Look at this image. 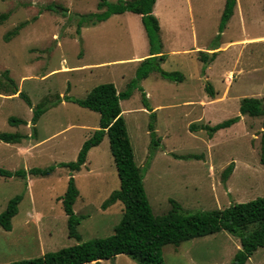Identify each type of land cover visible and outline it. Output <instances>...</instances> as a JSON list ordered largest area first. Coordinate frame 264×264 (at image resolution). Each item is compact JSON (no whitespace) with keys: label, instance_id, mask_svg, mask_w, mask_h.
<instances>
[{"label":"rangeland","instance_id":"obj_1","mask_svg":"<svg viewBox=\"0 0 264 264\" xmlns=\"http://www.w3.org/2000/svg\"><path fill=\"white\" fill-rule=\"evenodd\" d=\"M98 2L0 0V77L17 87L14 94L0 93V132L25 135L16 143L0 140V168L26 171L0 175V213L19 197L11 229L0 226V264L78 242L68 234L61 202L70 177L78 190L72 207L80 242L112 234L120 221L121 202L102 206L119 188L107 136L89 148L79 171L58 165L74 161L99 126L98 112L66 97L83 98L100 83L129 92L119 100L121 114L155 215L169 210L172 200L191 214L264 196V117L239 111L241 98L264 97V0H236L222 31L225 0H155L159 43L153 47L138 13L125 10L96 20L104 9ZM152 51L158 57L146 67L177 71L182 78H162L156 71L140 78L146 68L140 61ZM36 105L46 110L33 123ZM238 115L211 135L201 128ZM11 116L26 124L10 123ZM153 120L158 144L152 146ZM48 166L53 169L44 175L28 172ZM239 248L237 237L220 231L167 244L162 254L164 264H230ZM99 264L137 262L118 254ZM244 264H264V246Z\"/></svg>","mask_w":264,"mask_h":264},{"label":"trees","instance_id":"obj_2","mask_svg":"<svg viewBox=\"0 0 264 264\" xmlns=\"http://www.w3.org/2000/svg\"><path fill=\"white\" fill-rule=\"evenodd\" d=\"M155 0H117L109 2L99 0L98 6L104 9L96 16V20L105 19L111 13H120L125 10L138 13L141 16L146 34L151 47L159 43V24L153 13ZM236 0H225L223 11L219 23V31H222L226 22L233 13ZM21 24V23H20ZM18 27L11 33H16ZM159 51L150 52V56L141 60V66L146 67L158 56L153 55ZM161 57V55H159ZM206 56V55H205ZM139 66V70H141ZM150 71H156L162 78L170 80L181 79L182 75L177 72H166L156 70L153 66H148L140 71L139 77L144 78ZM16 84L10 78L4 80L0 77V93L14 94ZM209 96L213 97V89L207 86ZM128 91L118 92L112 82L100 83L83 98L70 99L82 107L99 113V126L92 135L84 140L78 151L76 159L69 162H59L60 167H67L71 171H79L86 161L89 148L100 143L104 136H107L109 148L114 163L117 168L119 178V188L114 190L109 197L104 200L103 207L111 205L117 201L123 205L121 219L114 226L113 233L104 237L90 239L80 242L76 231L79 217L73 211V204L78 195V190L73 178L68 180L67 188L61 197L62 207L67 216V227L69 236H74L78 242L61 248L56 251L45 252L39 257L25 259L7 264H86L94 262L99 264L103 259L114 258L118 254H127L134 258L137 264H164L163 247L167 244L178 246L182 240L193 237L226 231L238 238L240 248L235 252L230 264H244L253 252L264 246V196L257 197L247 202L230 204L223 208L200 211L186 214L182 212L180 205L174 200L171 201L170 209L160 215H155L150 206L149 200L143 186V174L141 168L134 159L132 146L129 140L126 124L121 114L119 100L128 95ZM23 96L21 93H19ZM28 103L29 100L25 98ZM149 109L152 119L155 118L154 111ZM46 110L41 105H36L33 109L31 121L35 123L39 115ZM239 111L250 116L264 117V97H243L239 102ZM238 116L219 122L213 126L202 125L201 128L207 130L211 135L219 129L226 128L234 123ZM9 122L13 124H26L24 119L9 117ZM264 127V119L263 125ZM192 128L198 126L192 125ZM150 130L151 145H157L158 139L154 129V120L148 124ZM25 137L21 133L0 132V140L4 142H20ZM260 161L264 164V133L261 137ZM53 166L44 169L30 168L29 173L47 174ZM231 172V166H226L222 171V178L227 179ZM22 176L26 171L17 170L14 172L0 168V175ZM19 197L11 198L6 208L0 213V226L5 230L11 229V219L17 213Z\"/></svg>","mask_w":264,"mask_h":264},{"label":"bare ground","instance_id":"obj_3","mask_svg":"<svg viewBox=\"0 0 264 264\" xmlns=\"http://www.w3.org/2000/svg\"><path fill=\"white\" fill-rule=\"evenodd\" d=\"M65 70V69H64Z\"/></svg>","mask_w":264,"mask_h":264},{"label":"crops","instance_id":"obj_4","mask_svg":"<svg viewBox=\"0 0 264 264\" xmlns=\"http://www.w3.org/2000/svg\"><path fill=\"white\" fill-rule=\"evenodd\" d=\"M122 111V110H121Z\"/></svg>","mask_w":264,"mask_h":264}]
</instances>
